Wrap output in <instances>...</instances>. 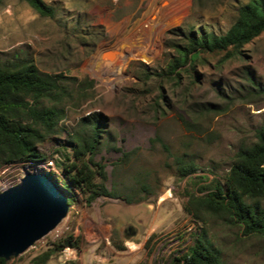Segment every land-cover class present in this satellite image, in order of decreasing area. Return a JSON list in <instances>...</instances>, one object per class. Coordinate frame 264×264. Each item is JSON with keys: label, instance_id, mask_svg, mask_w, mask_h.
Wrapping results in <instances>:
<instances>
[{"label": "rangeland", "instance_id": "374dc122", "mask_svg": "<svg viewBox=\"0 0 264 264\" xmlns=\"http://www.w3.org/2000/svg\"><path fill=\"white\" fill-rule=\"evenodd\" d=\"M45 1L55 7L53 17L23 0H3L0 59H33L41 71L64 75L73 96L58 134L40 145L48 159L0 166V191L26 170L51 173L63 189L68 177L57 162L71 155L70 132L98 116L108 133L94 160L105 166L106 186L116 196L89 202L69 188L74 204L66 217L7 264H32L47 252L43 264H168L201 234L227 264H264L263 236L244 234L229 216L203 206L200 217L185 208L192 195L205 196L216 180L224 182L237 151L264 124V96L250 81L264 87V32L237 57L203 53L180 79L161 73L175 54L168 42L178 37L170 30L224 33L248 0ZM178 157L196 170L182 176ZM70 234L80 248L66 260L55 249Z\"/></svg>", "mask_w": 264, "mask_h": 264}, {"label": "trees", "instance_id": "16d2710c", "mask_svg": "<svg viewBox=\"0 0 264 264\" xmlns=\"http://www.w3.org/2000/svg\"><path fill=\"white\" fill-rule=\"evenodd\" d=\"M23 1L41 16L55 15V7L45 0ZM2 2L0 0V4ZM263 32L264 0L240 4L234 22L224 33L195 26L188 31L174 28L169 33L178 38L168 42V47H173L175 54L161 73L180 79L187 65L195 69L203 53L225 52L232 58L242 55L244 47ZM250 81L259 95L264 96V87L253 78ZM92 84V81H84L85 86ZM72 96L73 89L64 75L41 71L33 59L19 56L7 61L0 59V166L46 161L48 157L40 151V145L58 134L60 122L66 115L65 102ZM181 119L189 124L183 117ZM107 133L105 122L98 116L83 118L80 129L70 132L71 155L66 156L64 162L56 161L68 177L63 190L68 196L69 207L74 204V198L68 193L72 187L87 194L89 202L99 196H116L106 186L105 166L94 160ZM177 163L182 176L197 168L192 160L181 157L177 158ZM47 174L55 181L51 173ZM201 206L212 214L229 216L243 228L244 234L264 237V124L256 129V140L237 151L224 182L216 180L213 190L205 196L192 195L185 208L200 217ZM67 246L79 249L80 239L70 234L56 244L55 250L62 251ZM50 254L36 257L32 264L45 263ZM0 264H7V261L0 258ZM168 264L227 262L221 250L201 234L183 255L175 256Z\"/></svg>", "mask_w": 264, "mask_h": 264}, {"label": "water", "instance_id": "95a60500", "mask_svg": "<svg viewBox=\"0 0 264 264\" xmlns=\"http://www.w3.org/2000/svg\"><path fill=\"white\" fill-rule=\"evenodd\" d=\"M69 208L68 196L46 172L26 170L17 184L0 191V258L25 252L55 229Z\"/></svg>", "mask_w": 264, "mask_h": 264}, {"label": "built area", "instance_id": "2783aa9c", "mask_svg": "<svg viewBox=\"0 0 264 264\" xmlns=\"http://www.w3.org/2000/svg\"><path fill=\"white\" fill-rule=\"evenodd\" d=\"M77 249L71 246H67L62 250V254L66 260L76 257Z\"/></svg>", "mask_w": 264, "mask_h": 264}, {"label": "bare ground", "instance_id": "6f19581e", "mask_svg": "<svg viewBox=\"0 0 264 264\" xmlns=\"http://www.w3.org/2000/svg\"><path fill=\"white\" fill-rule=\"evenodd\" d=\"M98 60V59H97Z\"/></svg>", "mask_w": 264, "mask_h": 264}]
</instances>
